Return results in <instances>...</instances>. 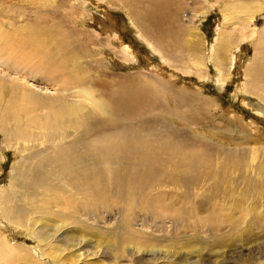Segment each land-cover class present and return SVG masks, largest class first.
<instances>
[{"label": "rangeland", "instance_id": "obj_1", "mask_svg": "<svg viewBox=\"0 0 264 264\" xmlns=\"http://www.w3.org/2000/svg\"><path fill=\"white\" fill-rule=\"evenodd\" d=\"M146 4L0 0V247L20 251L7 258L11 264H264V103L243 85L246 64L255 56L264 60V38L260 42L258 35L264 33V0H168L163 32L141 17ZM32 33L53 42L46 49L50 53L64 44L58 59L74 55L79 74L93 78L97 95L154 92V109L143 118L154 120L157 131L175 130L184 143L182 149L165 150L155 178L137 174L121 184L111 175L95 212H80L81 224L61 213L11 221L1 212L2 197L12 190L19 192L15 201L25 203L22 192L30 180L23 174L26 165L16 170L15 151L23 142H36L4 140L9 132L4 128L15 129L20 109L15 103L10 109L9 102L23 87L46 96L60 93L45 77L46 66L20 63L9 49L28 50V43L17 48L16 41H30ZM225 36L233 48L225 52L226 62L220 61L225 74L219 76L226 81L220 91L215 69ZM20 106L24 114L28 105ZM237 114L255 124L256 135L223 128L215 134L217 124L228 126Z\"/></svg>", "mask_w": 264, "mask_h": 264}, {"label": "bare ground", "instance_id": "obj_2", "mask_svg": "<svg viewBox=\"0 0 264 264\" xmlns=\"http://www.w3.org/2000/svg\"><path fill=\"white\" fill-rule=\"evenodd\" d=\"M146 1V8L141 17H144L152 28L163 32L167 22L168 0H134L135 3L141 4ZM258 10L260 11L261 8ZM147 31L151 33L148 29ZM258 35L261 37L259 39L261 42L264 33L260 32ZM30 36L32 37L30 41L19 39L16 41L17 48L28 43V50L16 49L13 46H10L13 49L8 48L12 51L11 53L18 56L20 63L33 62L35 67L41 68L46 66L43 69L45 77L49 80V84L56 87V91L60 93L56 96H46L38 93V90L20 86L23 91H19L20 93L16 96L13 95L12 102H9L12 104L10 109L16 108L13 103L18 104L20 109L13 124L15 129L10 131L9 127L4 128V131H9L4 140L7 141L9 137L30 138L36 142L33 144H30V141L23 142L20 149L15 151L16 170L21 164L26 165L23 174L24 177L28 174L26 179L30 180V185L22 192L25 203L15 201L19 192L12 190L2 197L1 212L11 221L14 220L12 216L23 220L26 215L31 214L46 215V212L60 216L61 213V215H70L75 224H81L83 221L79 217L80 212H95L96 199L100 197L101 190L106 188L105 180L111 175L114 174L113 182L118 181L121 184L124 181H130L137 174L138 176L149 174L155 178L167 154L165 150L182 149L184 143L175 130L157 131L154 120L147 121L143 118L154 109L151 108L157 98L154 92L125 90L107 92V96L104 97L101 93L97 95V92L92 90L93 78H86L79 74L80 68L73 62L76 59L74 55H62V58L58 59L61 51L66 49L64 44L54 45L56 50L50 53L46 49L53 42L46 41L47 38L42 40L34 33ZM221 45L222 49L216 58L217 69H215L220 91L226 87L225 77L219 76L222 70L223 73L225 71L220 66V61L226 62L225 54L228 52H225L230 51L232 41L225 36ZM255 46V50L263 52L260 45ZM152 49L155 48L152 47ZM196 49L197 47H194L193 52H196ZM41 54L46 55L48 59L42 60ZM232 55L233 52L230 56L229 69L234 66ZM68 62L74 63L72 68L68 66ZM253 62L250 65L249 62L246 64L248 65L245 69L246 81L242 84L246 94L254 95L264 103L262 96L264 94V60L256 59L255 56ZM259 67L261 71L258 70ZM5 89L7 88L2 87L3 95L6 94ZM24 90L29 93H25ZM168 90L180 93L174 88L168 87ZM93 94H96V97ZM18 99L28 105L24 114L20 106L22 102L19 103ZM205 105L206 101L203 103L204 107ZM210 106L212 107V104ZM29 115L33 116L28 117ZM244 116L232 115L228 126L217 124L213 131L215 130L218 136L220 133L216 129L219 128L228 132L249 130L248 133L252 132L256 135L255 124L252 126V121ZM4 117L10 118L7 115ZM159 120L155 118V121ZM230 123L236 127H231ZM144 126L146 131L142 130ZM258 152L259 150L253 151L256 155ZM22 153L25 156H21ZM83 198H89L92 202L82 201ZM74 219H77V222ZM59 227L61 226L57 229ZM1 249L2 247H0V264H11L7 258L20 253V251L15 253L16 248L9 244L6 251Z\"/></svg>", "mask_w": 264, "mask_h": 264}]
</instances>
